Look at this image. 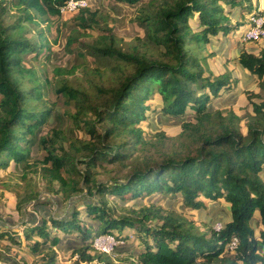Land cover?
Segmentation results:
<instances>
[{
    "label": "trees",
    "instance_id": "16d2710c",
    "mask_svg": "<svg viewBox=\"0 0 264 264\" xmlns=\"http://www.w3.org/2000/svg\"><path fill=\"white\" fill-rule=\"evenodd\" d=\"M8 1L14 2L11 7L19 17L6 23V9H0V170H6L10 162L24 167L30 147L51 113L38 107L44 108V104L35 72L22 65L25 56L37 57L47 46L45 31L37 27V40L29 43L23 37L26 24L39 26L34 21L36 14L58 17L60 9L70 0ZM117 1L133 6L141 0ZM246 1L248 5L242 0H154V10L138 20L144 25L149 41L161 48L157 57L137 50L125 52L117 47L111 35L101 36L94 42L97 56L119 60L130 71L103 89L101 104L93 106L94 114L105 124L103 132L96 134L92 123H88L91 127L87 132L95 142L83 143L85 153L80 156H57L49 150L43 160L49 167L43 170L50 180L59 183L58 193L63 199L85 191L90 197L97 195L99 201L84 205L90 222H78V212L74 211L69 221L50 217L52 231H47L49 227L44 219L41 224H24L26 240L32 239L34 232L42 240L33 241V252L46 246L48 263L53 264L54 247L59 243L57 233L70 236L77 232L75 238L80 246L73 253H78L83 261H92L90 251H95L92 242L96 237L108 235L126 241L123 231L128 228L134 231L142 246L129 264H264V181L261 177L264 100L252 104L255 117L247 123L243 135L232 111L222 116L221 110L212 111L209 107L227 91L230 81L235 80L230 79L229 72L212 77L207 59L200 56L210 37L219 33L226 36L237 27L231 24L234 11H244L248 17L261 14L262 9L253 10L250 1ZM80 12L81 24L86 27L87 19L82 17L84 9ZM71 42L69 39L67 44ZM238 63L257 76L264 90V50L258 55L242 51ZM56 91L66 99L79 102L78 92L65 83L60 82ZM154 91L160 98L161 115L178 118L185 116L187 110L192 113L196 123L184 120L179 136L198 144L194 153L167 154L152 164L135 160L124 182L98 181L93 171L97 165L128 161L135 150L149 143L138 125L146 120L148 106L144 103ZM81 165L83 170L79 169ZM62 170L68 173L67 178H63ZM154 194L180 198L183 206L193 210L205 209L203 200L223 201L230 208L231 221L219 231L212 224L202 223L209 230L207 235L198 232L194 222L173 211L165 212L155 203L136 210L127 209L132 216L114 217L104 198L110 195L126 202ZM255 216L257 236L251 227ZM9 233L0 228V238L10 239ZM233 239L237 246L230 250L228 246ZM106 261L112 264L109 259Z\"/></svg>",
    "mask_w": 264,
    "mask_h": 264
},
{
    "label": "rangeland",
    "instance_id": "374dc122",
    "mask_svg": "<svg viewBox=\"0 0 264 264\" xmlns=\"http://www.w3.org/2000/svg\"><path fill=\"white\" fill-rule=\"evenodd\" d=\"M82 5L79 8L60 9V15L39 16L36 19L39 26L26 24L23 37L29 43L37 40V27L45 31L47 46L39 55H27L22 65L33 69L39 91L42 94L43 106L41 109L51 111L45 124L36 135L35 143L30 147L29 157L22 165H15L10 162L6 170H0V228L10 231V239L0 238V264H49L45 255L46 246H41L37 252L32 251L33 241H42L34 232L32 239H25L23 230L24 224H41V220L47 221L48 230L52 231L49 220L53 217L57 220L72 218L73 212H78V222H90L85 212V203H96L99 197L88 196L85 191L76 193L65 200L58 193L59 183L50 180L44 168L49 167L43 160L47 157L48 151H53L57 156L64 154L80 156L85 153L83 143H94L87 128L92 127L96 134L103 132L104 123L93 112V106L101 104L103 89L114 85L122 74L130 71V67L123 62L113 58H103L96 55L93 49L94 42L104 35H111L117 47L125 52L137 50L150 57H157L159 49L147 38V31L138 18L143 14L154 10V0H141L133 6L120 3L117 0H78ZM153 1V2H152ZM247 4L246 0H242ZM251 8L261 9V0H249ZM14 2L0 0V9L5 7L6 23H12L18 12L11 7ZM82 17L87 19L86 27L80 21ZM242 16V18H241ZM249 17L244 11L233 12L231 24L237 25L230 30L226 36L219 33L210 37L209 44L200 53L201 57L207 59L212 77L229 72L230 81L227 91L209 105L212 111L219 109L222 116L232 111L238 118L237 127L239 132L246 134V125L255 117L252 104H260L264 100V90L259 86L256 75L249 73L238 63L239 54L242 51L258 55L264 50V37L253 41H243L242 33L249 25ZM46 19V20H45ZM35 23V22H34ZM193 24V21H190ZM244 24V25H243ZM239 25V26H238ZM71 44H67L68 40ZM213 53V55H211ZM206 75V74H204ZM232 80V79H231ZM60 82L65 83L78 92L79 102L73 99H66L56 90ZM29 88V82L26 83ZM148 106L145 116L146 120L138 125L145 139L149 142L132 153V157L123 163H102L94 168L95 178L103 183L110 184L113 179L124 182L125 176L132 170L133 162L146 161L148 164L158 162L164 155H185L186 152L194 153L198 144L191 143L190 139H181L182 122L196 123L190 110L185 116L172 118L160 114V98L154 91L144 103ZM101 111V108H99ZM91 129V128H90ZM157 133V136L154 134ZM160 134V135H159ZM197 136L196 133L192 132ZM106 143V142H104ZM165 153V154H163ZM176 153V154H175ZM83 170V166H79ZM63 178L68 173L61 171ZM264 181V170L261 173ZM107 204L111 207V214L114 217L122 215L132 216L127 209H138L142 205L155 203L163 207L165 212L173 211L188 221L194 222L198 232L209 235L208 228L202 223L213 227H223L231 221L228 205L223 201L205 202V209L193 210L183 206L181 199L166 197L159 194L151 196L144 195L141 199L122 202L120 198L105 195ZM201 199V196L198 198ZM217 212V216L215 215ZM258 218L251 222V227L258 235ZM151 226L154 223L149 224ZM2 230V229H1ZM54 231V230H53ZM126 241L113 239L108 235L96 237L92 246L95 251H90L92 261L81 260L78 253L73 251L80 246L76 240V233L68 236L64 233H57L59 243L55 250L53 264H107L109 259L112 264H129L135 253L142 249L137 241L134 231L124 229ZM12 235V236H11ZM52 236L55 235L53 232ZM19 241V242H18ZM110 243H113L109 249ZM104 253L107 257L104 258ZM99 257V259L97 258ZM119 258L122 260H119Z\"/></svg>",
    "mask_w": 264,
    "mask_h": 264
},
{
    "label": "built area",
    "instance_id": "2783aa9c",
    "mask_svg": "<svg viewBox=\"0 0 264 264\" xmlns=\"http://www.w3.org/2000/svg\"><path fill=\"white\" fill-rule=\"evenodd\" d=\"M82 5L79 3L78 0H70L68 1L64 7L66 8H79ZM264 8H262V12L258 16H253L249 17V25L246 29H244L242 33V39L243 41H253L257 40L261 37H264ZM214 228V227H213ZM216 231H219L221 227L214 228ZM113 246V243H110L109 249H111ZM237 246V241L236 239H233L229 246L228 249L233 250Z\"/></svg>",
    "mask_w": 264,
    "mask_h": 264
},
{
    "label": "crops",
    "instance_id": "0c3cea01",
    "mask_svg": "<svg viewBox=\"0 0 264 264\" xmlns=\"http://www.w3.org/2000/svg\"><path fill=\"white\" fill-rule=\"evenodd\" d=\"M260 5H262L263 7L262 8H264V0H261V2H260ZM256 8V7H255ZM261 8V9H262ZM215 216H217V212L215 211V215H213V217H215Z\"/></svg>",
    "mask_w": 264,
    "mask_h": 264
},
{
    "label": "water",
    "instance_id": "95a60500",
    "mask_svg": "<svg viewBox=\"0 0 264 264\" xmlns=\"http://www.w3.org/2000/svg\"><path fill=\"white\" fill-rule=\"evenodd\" d=\"M228 209L230 210L229 206H228Z\"/></svg>",
    "mask_w": 264,
    "mask_h": 264
}]
</instances>
